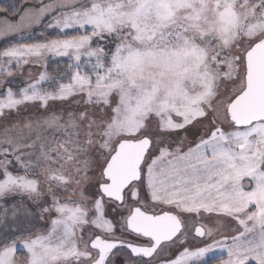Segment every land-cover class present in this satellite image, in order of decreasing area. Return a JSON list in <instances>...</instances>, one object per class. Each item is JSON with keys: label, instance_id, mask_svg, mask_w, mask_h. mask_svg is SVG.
Here are the masks:
<instances>
[{"label": "snow or ice", "instance_id": "snow-or-ice-1", "mask_svg": "<svg viewBox=\"0 0 264 264\" xmlns=\"http://www.w3.org/2000/svg\"><path fill=\"white\" fill-rule=\"evenodd\" d=\"M0 13V264H264V0Z\"/></svg>", "mask_w": 264, "mask_h": 264}, {"label": "trees", "instance_id": "trees-1", "mask_svg": "<svg viewBox=\"0 0 264 264\" xmlns=\"http://www.w3.org/2000/svg\"><path fill=\"white\" fill-rule=\"evenodd\" d=\"M18 2V0H0V7H4V8H8L10 6H12L13 4H16ZM0 15H3V13H0ZM52 37H55V33H52ZM5 44H1L0 48H2ZM213 259H210L207 261V264H213Z\"/></svg>", "mask_w": 264, "mask_h": 264}, {"label": "rangeland", "instance_id": "rangeland-1", "mask_svg": "<svg viewBox=\"0 0 264 264\" xmlns=\"http://www.w3.org/2000/svg\"><path fill=\"white\" fill-rule=\"evenodd\" d=\"M37 38L42 39L41 37H37ZM6 43H7V41H0V45H1V44H6ZM53 67H54V66H53ZM23 79H24V78H22V77H19V76L17 77V81H18V82H21ZM20 86H23V83H22V82L20 83ZM14 87H15V85H14ZM30 111H32V109H30ZM213 258H215V257H214V256H210V257L207 258V261L210 260V259H213Z\"/></svg>", "mask_w": 264, "mask_h": 264}]
</instances>
